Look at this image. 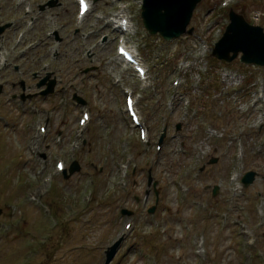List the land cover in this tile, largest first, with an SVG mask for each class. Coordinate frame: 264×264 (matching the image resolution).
Segmentation results:
<instances>
[{
    "label": "rangeland",
    "instance_id": "rangeland-1",
    "mask_svg": "<svg viewBox=\"0 0 264 264\" xmlns=\"http://www.w3.org/2000/svg\"><path fill=\"white\" fill-rule=\"evenodd\" d=\"M44 1L30 0L32 13L23 16L19 0H0V23L11 24L0 35L3 128L11 120L7 115L16 116L9 83L18 75L12 65L29 78L46 61L44 49L56 47L45 33L62 22L39 11ZM59 1L62 8L51 10L56 17L79 35H90L75 39L76 48L69 49L78 54L64 52L62 62L71 70L64 77L68 84L77 72L76 59L86 51L93 56L96 68L88 78L93 114L78 149L63 147L65 168L73 161L79 166L68 178L52 173L56 156L46 147L40 148L51 165L43 167L19 146L18 135L0 128V264H102L126 220L132 229L109 264H264V67L210 55L230 9L264 30V0H230L226 7L224 0H201L188 25L192 35L171 41L147 35L141 0H90L92 13L79 27L73 24L74 0ZM124 14L134 31L127 44L149 70L144 82L115 53L121 34L112 32L110 20L113 25ZM29 21L32 28H26ZM102 34L104 44L98 42ZM122 88L139 99L136 107L148 129L144 142L120 112ZM78 117L68 115L66 140H72ZM7 139L9 147H3ZM212 159L217 162L209 164ZM148 171L153 186L145 197ZM249 171L257 176L243 188L241 178ZM235 173L237 183L231 181ZM214 186L218 191L212 196ZM121 208L130 214L121 215Z\"/></svg>",
    "mask_w": 264,
    "mask_h": 264
},
{
    "label": "flooded vegetation",
    "instance_id": "flooded-vegetation-1",
    "mask_svg": "<svg viewBox=\"0 0 264 264\" xmlns=\"http://www.w3.org/2000/svg\"><path fill=\"white\" fill-rule=\"evenodd\" d=\"M44 3L42 11H49L50 19L62 22L51 30L48 37L52 41V45L56 47L44 49L41 57L46 61H43L41 69L38 67L31 72L29 78V73L26 70H21L17 66L13 67V72L18 73V79L11 81L9 86L11 87V103L15 104V111L11 106V112L16 116L7 115V118L11 117L10 122L6 123L5 128L0 124V128L2 130L11 129V132L18 135L20 147H36L35 151L42 166L48 167L51 165L48 155L40 147H46L50 156L55 155L57 158L61 154L59 157H63V147L72 140L77 141L74 130L72 135L75 139L72 137V140H66L65 129L68 128L66 124L68 115L71 112L75 114L79 112L81 106H86L89 114H93L91 84H88V78L96 67L91 53L84 52V57L82 54L81 60L76 59L77 72L72 74L73 82L69 81L67 84L64 77L71 75V70L63 69V53L78 54L69 49L71 46L73 50L76 48L74 40L77 38L79 40L80 38L87 39L90 35H79V29L71 28L64 20L56 17L58 13L51 10L62 8V3L59 0H46ZM65 66L67 67L68 63ZM4 88L5 86H2V93ZM5 120L0 119V123ZM39 127L45 129L44 134H39ZM1 139H4L3 135H0ZM7 142L8 139L3 141V147H9L6 145Z\"/></svg>",
    "mask_w": 264,
    "mask_h": 264
},
{
    "label": "water",
    "instance_id": "water-1",
    "mask_svg": "<svg viewBox=\"0 0 264 264\" xmlns=\"http://www.w3.org/2000/svg\"><path fill=\"white\" fill-rule=\"evenodd\" d=\"M201 0H143L141 18L143 27L149 35L159 33L166 41L187 34L191 35L193 30H186L190 23L192 13ZM229 24L225 28L222 37L215 43L211 56L226 62H232L239 53L240 62L243 64H254L264 66V31L259 26L249 25L242 15L229 12ZM9 25L0 28V33ZM179 130V125H177ZM165 131V129H164ZM164 135L160 139L162 142ZM216 159L210 163H215ZM79 171V166L74 162L69 167V175ZM65 174V173H64ZM255 179L254 172H248L242 178L244 187H248ZM217 187L213 188V196L217 193ZM1 213V210H0ZM127 213V212H125ZM153 213V208L149 210ZM120 242L107 248L105 252L108 264L113 258Z\"/></svg>",
    "mask_w": 264,
    "mask_h": 264
},
{
    "label": "bare ground",
    "instance_id": "bare-ground-1",
    "mask_svg": "<svg viewBox=\"0 0 264 264\" xmlns=\"http://www.w3.org/2000/svg\"><path fill=\"white\" fill-rule=\"evenodd\" d=\"M126 29H127L128 33H131V32H132V31H131V29H132V25H131L130 23H128L127 26H126ZM88 125H89V123H88ZM88 125L86 126L85 129H87ZM63 171H64V169L62 170V173H63ZM62 173H61V174H62ZM237 178H238V177H237ZM234 179H235V178H234Z\"/></svg>",
    "mask_w": 264,
    "mask_h": 264
}]
</instances>
